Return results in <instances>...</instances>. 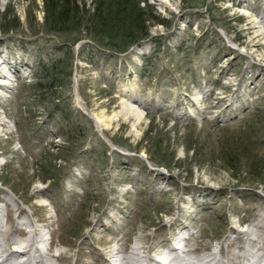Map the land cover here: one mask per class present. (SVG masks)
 Returning <instances> with one entry per match:
<instances>
[{
  "label": "rangeland",
  "instance_id": "rangeland-1",
  "mask_svg": "<svg viewBox=\"0 0 264 264\" xmlns=\"http://www.w3.org/2000/svg\"><path fill=\"white\" fill-rule=\"evenodd\" d=\"M51 1L0 0L7 248L34 227L49 264H115L114 249L189 232L216 251L261 220L264 0H135L148 33L120 51L80 31L100 0H70L65 18Z\"/></svg>",
  "mask_w": 264,
  "mask_h": 264
},
{
  "label": "bare ground",
  "instance_id": "bare-ground-1",
  "mask_svg": "<svg viewBox=\"0 0 264 264\" xmlns=\"http://www.w3.org/2000/svg\"><path fill=\"white\" fill-rule=\"evenodd\" d=\"M259 35L260 34L257 33L258 37ZM256 42L257 45H262L264 48V42H262L260 38H258ZM4 63L6 62L3 61L2 64ZM2 77L7 78V72L0 69V78ZM0 87L4 88L5 86L0 84ZM1 97L0 94V99ZM132 110L134 111L133 107ZM1 125L5 126L3 123H0V126ZM262 211L264 212V210ZM257 220L254 221L247 230H240L237 238L230 239L231 241L226 247L220 246L216 251L208 253L203 251L198 253L200 252L199 247H193L191 244L192 241L195 242L197 240V237L194 233L189 232L188 237H184L183 235L179 236V240L183 241V246L181 244L179 247H172L171 244L170 246L167 244L156 246L152 248V250H149L150 248H146L144 245L140 244L141 246L132 247L130 251H125L122 248L114 249L112 250V255L115 258V264H242L243 261H248L250 262L249 264H264V215H261V220ZM1 223L0 220V227H2ZM0 235L2 236L0 239V250L4 253H8L0 256V264H4V262L7 261L12 262V260L13 262L17 260V264H49L46 256H49L50 250L45 247L43 250L44 252H40V248L36 246V244H44L47 241L39 232V229L31 227L28 238L24 241V244H22L23 246L20 250L7 248L11 240L10 237L7 238V234L1 229ZM235 241H237V243ZM236 244L237 246L235 247ZM179 250L181 251L179 252ZM156 256H160L162 259H156ZM52 257L57 260L65 258L63 254ZM20 258L22 260H20ZM98 262L102 263L103 261H99L98 259ZM98 262H92L91 264H101ZM103 264H114V262L105 258Z\"/></svg>",
  "mask_w": 264,
  "mask_h": 264
},
{
  "label": "trees",
  "instance_id": "trees-1",
  "mask_svg": "<svg viewBox=\"0 0 264 264\" xmlns=\"http://www.w3.org/2000/svg\"><path fill=\"white\" fill-rule=\"evenodd\" d=\"M64 1V3H60ZM70 0H54L48 3V8L55 10V14L59 18L67 17ZM97 1V0H96ZM147 2L148 0H144ZM107 1L100 0V9L94 12L91 19L83 21L79 24L82 32L93 35L96 40L102 41L109 38L112 48L126 50L133 43L138 41L140 35H145L148 32L147 20L143 16V9L135 3V0H119L117 9L108 12V16L104 15L101 7L105 6ZM80 28V31H81ZM140 34V35H139ZM78 39V38H77ZM76 39V40H77Z\"/></svg>",
  "mask_w": 264,
  "mask_h": 264
}]
</instances>
